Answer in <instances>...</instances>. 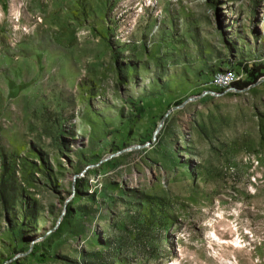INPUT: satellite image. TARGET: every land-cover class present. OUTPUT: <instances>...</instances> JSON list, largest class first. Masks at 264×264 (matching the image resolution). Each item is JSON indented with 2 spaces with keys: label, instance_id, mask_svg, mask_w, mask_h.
<instances>
[{
  "label": "rangeland",
  "instance_id": "obj_1",
  "mask_svg": "<svg viewBox=\"0 0 264 264\" xmlns=\"http://www.w3.org/2000/svg\"><path fill=\"white\" fill-rule=\"evenodd\" d=\"M0 264H264V0H0Z\"/></svg>",
  "mask_w": 264,
  "mask_h": 264
},
{
  "label": "bare ground",
  "instance_id": "obj_2",
  "mask_svg": "<svg viewBox=\"0 0 264 264\" xmlns=\"http://www.w3.org/2000/svg\"><path fill=\"white\" fill-rule=\"evenodd\" d=\"M14 11V10H13ZM18 13L15 15V18L17 19L18 18ZM228 76H235L234 74H232L231 72H229L228 70ZM220 78H222V72H218L214 75L213 77V80H220ZM212 80V81H213ZM236 82V80H228V81H224L223 82V85H222V92H227V91H230V89L232 88V84H234ZM212 87L214 89L217 90V84H212ZM232 90V89H231Z\"/></svg>",
  "mask_w": 264,
  "mask_h": 264
},
{
  "label": "built area",
  "instance_id": "obj_3",
  "mask_svg": "<svg viewBox=\"0 0 264 264\" xmlns=\"http://www.w3.org/2000/svg\"><path fill=\"white\" fill-rule=\"evenodd\" d=\"M228 80H236V76H228V70L222 71V78L220 80H213L211 81L212 84H217V92L216 93H209V95L218 94V92H222V85L224 81Z\"/></svg>",
  "mask_w": 264,
  "mask_h": 264
},
{
  "label": "trees",
  "instance_id": "obj_4",
  "mask_svg": "<svg viewBox=\"0 0 264 264\" xmlns=\"http://www.w3.org/2000/svg\"><path fill=\"white\" fill-rule=\"evenodd\" d=\"M250 78H251V83H255L258 79L259 74H258V69H254L252 74H250ZM250 83L247 82H235L234 84H232V88L233 89H241V88H245L247 85H249Z\"/></svg>",
  "mask_w": 264,
  "mask_h": 264
}]
</instances>
